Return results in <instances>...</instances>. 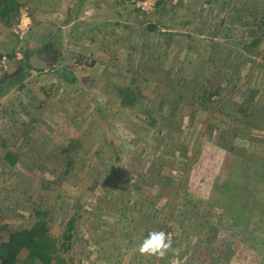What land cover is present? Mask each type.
<instances>
[{"label":"rangeland","instance_id":"1","mask_svg":"<svg viewBox=\"0 0 264 264\" xmlns=\"http://www.w3.org/2000/svg\"><path fill=\"white\" fill-rule=\"evenodd\" d=\"M16 1L0 15V225L44 201L51 235L76 215L67 264H264V0ZM153 231L163 255L140 250Z\"/></svg>","mask_w":264,"mask_h":264},{"label":"trees","instance_id":"2","mask_svg":"<svg viewBox=\"0 0 264 264\" xmlns=\"http://www.w3.org/2000/svg\"><path fill=\"white\" fill-rule=\"evenodd\" d=\"M157 5L161 2L157 1ZM18 2L16 0H0V15L8 21L9 15L16 12ZM150 29H155L153 24L148 25ZM260 30H264V15L259 17ZM260 37H254L246 46L253 48L258 45ZM252 52V51H251ZM28 57V56H27ZM26 57V62L28 59ZM28 65H30L28 63ZM186 88V85H185ZM201 86L199 90L200 103H206L211 95L217 90L207 91ZM120 89L121 104L124 106L132 105L137 100V94ZM222 137V134L220 135ZM4 157L13 162L15 154L6 152ZM71 163V160L68 161ZM36 202L30 210L32 221L28 226L7 230L5 225H0V229L6 232L7 238L0 242V264H67L65 257L60 254V250L65 251L70 245L73 231L76 230L77 218L75 214L70 215L66 221L65 230L60 238L51 235L49 230V215L51 207ZM4 228V229H3ZM250 233V231H246ZM21 252L24 253L21 257Z\"/></svg>","mask_w":264,"mask_h":264},{"label":"clouds","instance_id":"3","mask_svg":"<svg viewBox=\"0 0 264 264\" xmlns=\"http://www.w3.org/2000/svg\"><path fill=\"white\" fill-rule=\"evenodd\" d=\"M172 244L164 231H153L143 240L140 250L150 254L163 255Z\"/></svg>","mask_w":264,"mask_h":264},{"label":"water","instance_id":"4","mask_svg":"<svg viewBox=\"0 0 264 264\" xmlns=\"http://www.w3.org/2000/svg\"><path fill=\"white\" fill-rule=\"evenodd\" d=\"M34 59H36L35 54H33V56L30 58L31 65L34 68H42V67L46 66V60L44 58L43 59L37 58V60H38V63L37 64L34 63V61H35ZM30 61H29V63H30Z\"/></svg>","mask_w":264,"mask_h":264},{"label":"flooded vegetation","instance_id":"5","mask_svg":"<svg viewBox=\"0 0 264 264\" xmlns=\"http://www.w3.org/2000/svg\"><path fill=\"white\" fill-rule=\"evenodd\" d=\"M33 54H35V56H36V59H34V60H35V61H34L35 64L38 63L37 58H39V59H43V57H41L37 52H34V53H32L31 55H28V57H27V59H28V63H29V61H30V58L33 56ZM45 60H46V59H45ZM29 64L31 65V61H30ZM31 66H32V65H31ZM32 67H33V66H32Z\"/></svg>","mask_w":264,"mask_h":264}]
</instances>
